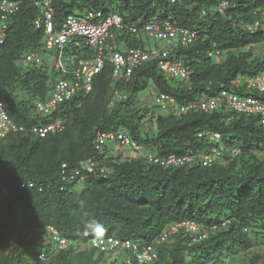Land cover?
Returning <instances> with one entry per match:
<instances>
[{
	"label": "trees",
	"instance_id": "obj_1",
	"mask_svg": "<svg viewBox=\"0 0 264 264\" xmlns=\"http://www.w3.org/2000/svg\"><path fill=\"white\" fill-rule=\"evenodd\" d=\"M10 1L16 9L0 42V101L24 129L0 137V264H125L133 256L121 247L100 251L91 245L93 237L153 244L156 258L146 264H264L261 115L228 107L174 114L170 102L155 100L166 94L181 106L222 88L264 100V91L246 88L243 80L264 70V0H50L55 29L68 16L89 13L95 23L117 14L122 25L108 29L104 63L91 89L77 90L46 115L35 112L36 102L48 100L54 83L70 78L95 48L81 36L61 49L45 47L47 35L34 24L41 1ZM152 20L194 31L191 42L167 46L170 57L187 67L188 79L165 75L154 59L113 78L111 57L119 46L165 45L145 29ZM46 49L58 52L65 71L58 59L48 69ZM33 51L42 59L27 63ZM146 90L151 103L141 97ZM57 119L60 131L31 130ZM107 131H125L149 154L130 149L125 155L119 143L120 151L111 152L107 140L95 147L97 132ZM213 132L218 140L210 137ZM234 148L238 152L231 155ZM213 149L221 155L203 165ZM171 153L193 159L154 161ZM186 219L206 236L193 239L197 233L181 228L160 240L169 225Z\"/></svg>",
	"mask_w": 264,
	"mask_h": 264
},
{
	"label": "built area",
	"instance_id": "obj_2",
	"mask_svg": "<svg viewBox=\"0 0 264 264\" xmlns=\"http://www.w3.org/2000/svg\"><path fill=\"white\" fill-rule=\"evenodd\" d=\"M42 6V15L34 20L36 27L42 26L44 33L47 35L46 47H55L61 49L63 45L68 42L72 37L81 36L86 39V42L95 48L94 55L89 60L84 61L71 73L72 76L67 79H58L51 90L50 97L45 102H36L35 112L46 115L51 109H53L58 102L68 100L74 92L77 90H84L85 92L91 89L92 78L97 74L104 63L102 57L103 49L105 47V40L111 36L109 28L111 26L119 27L122 25V19L117 14L107 15L101 22L95 23L90 20L92 13H89L85 17L68 16L62 25L58 28H54L52 21V9L50 6V0H40ZM16 9V5L10 0H0V42L2 41V32L6 28V20L9 13ZM99 15V13H97ZM145 29L149 31L150 35L154 38L161 39L165 45L162 47L152 46L148 49L141 47L127 48L119 46L118 50L112 53L113 71L112 76L115 79H119L122 76H129L136 66L142 64L148 60H156L157 66L160 71L165 75L178 77L181 80H187L189 77V71L184 65L183 61L176 57V55L170 57L168 45L175 43L180 39L183 44L189 43L194 39V31L184 28H176L170 22L164 21L161 26L154 20L145 24ZM131 30L135 31V27L131 26ZM216 55H220L219 50L215 51ZM42 55L38 51L29 52L26 54V62H40ZM57 66L65 71L61 57H58ZM246 88L256 89L258 91H264V70L255 77H244ZM156 102L163 103L168 101L171 103L169 109L172 113H180L189 108H198L203 111H212L223 107L232 108L238 112L254 113L261 115V122L264 123V100L256 98L254 96H240L237 93L227 92L225 89L207 98L198 99L195 102L174 106L173 98L160 94L155 98ZM62 120L57 119L42 127H32L31 130L39 135L52 131H60L62 128ZM24 128L13 122L9 114L5 109V105L0 101V137L5 136L9 132L22 131ZM200 135V134H199ZM211 138L218 140L219 134L213 132L210 135ZM111 139L117 141L124 149L135 150V153L149 154L145 147L140 146L133 140L125 131H107L97 132L93 143L95 147H100L106 140ZM238 149H232L230 154H236ZM222 153L219 149H213V155H204L201 159L203 165H208L215 157L220 156ZM149 159L152 156L149 155ZM193 157L191 155H176L169 154L165 158L157 159L154 161H160L164 164H181L185 161H191ZM92 162L87 161V169H92ZM65 167V164H62ZM184 229L191 233H197L193 239L203 238L206 236V232H200V225L193 220H181L175 222L167 228V232L162 233L160 240H166L168 235L177 232L179 229ZM53 234H56L54 229L51 230ZM61 243H64V239H60ZM91 245L99 249L100 251L108 252L116 247H121L131 251L132 257L128 256L125 259V264H146L156 258V250L153 244H141L134 242L130 239H117L114 237H93L91 239ZM42 257V255H39Z\"/></svg>",
	"mask_w": 264,
	"mask_h": 264
},
{
	"label": "rangeland",
	"instance_id": "obj_3",
	"mask_svg": "<svg viewBox=\"0 0 264 264\" xmlns=\"http://www.w3.org/2000/svg\"><path fill=\"white\" fill-rule=\"evenodd\" d=\"M156 42H157L158 45H163L161 40H156ZM152 43L153 42L151 41V44ZM44 56H45V63L48 66V69H50V68H52L55 65V63H56V61L58 59V52L56 50H54V49L52 51L46 49ZM141 97L143 98L144 101H146L148 103L152 102V92L149 91V90H146L145 92H143V95ZM107 145L111 148V152H115L116 153L117 151H120V148L118 147V142L117 141L108 139L107 140ZM123 153L125 155H128V154H131V151L127 149ZM10 244H13V242H11ZM255 245H258L259 247H261V243H259V242H255ZM122 258H123V256L121 255L120 256V260ZM235 258H236V260L239 259L238 256H236Z\"/></svg>",
	"mask_w": 264,
	"mask_h": 264
},
{
	"label": "clouds",
	"instance_id": "obj_4",
	"mask_svg": "<svg viewBox=\"0 0 264 264\" xmlns=\"http://www.w3.org/2000/svg\"><path fill=\"white\" fill-rule=\"evenodd\" d=\"M263 71V70H262Z\"/></svg>",
	"mask_w": 264,
	"mask_h": 264
}]
</instances>
